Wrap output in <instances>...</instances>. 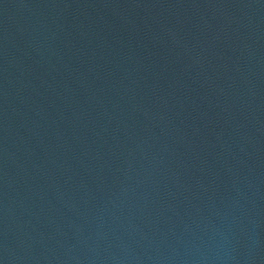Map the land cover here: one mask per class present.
<instances>
[{"label": "water", "instance_id": "95a60500", "mask_svg": "<svg viewBox=\"0 0 264 264\" xmlns=\"http://www.w3.org/2000/svg\"><path fill=\"white\" fill-rule=\"evenodd\" d=\"M0 264H133L84 175L1 58Z\"/></svg>", "mask_w": 264, "mask_h": 264}]
</instances>
